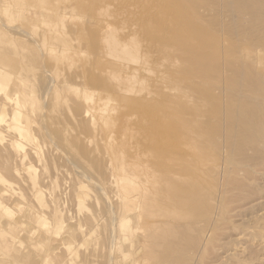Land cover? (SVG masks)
Wrapping results in <instances>:
<instances>
[{
	"label": "rangeland",
	"instance_id": "1",
	"mask_svg": "<svg viewBox=\"0 0 264 264\" xmlns=\"http://www.w3.org/2000/svg\"><path fill=\"white\" fill-rule=\"evenodd\" d=\"M227 1L0 0V61H2L0 64L4 66L5 72L8 73V77L1 79L0 101L5 98V94L12 98L17 96L16 100L19 102V106H16V108L18 107L19 110L23 111L31 131L28 136L29 141L24 139L21 140V143L28 151L29 143L35 136L36 149L39 153L38 158L31 155L32 157L29 156L26 162L31 161L30 163L34 166L35 171L33 170V173L35 177L33 178L36 188L43 191L41 195L42 202L39 204L32 198L29 182L22 181L24 176L28 177V173L22 170V166H18L20 168L18 172L21 171L19 173L22 176L19 174L14 178L9 175V172L5 174L6 167L14 170L13 168H16L19 164L16 162L15 165V161H11V157L15 156V153L13 154L10 151L9 154L7 152L12 149L6 146L9 138L7 135H12L10 132L5 133L3 121L0 123V156L4 154V158L0 157V173L9 181L12 179L10 182H13L11 184L12 188L6 191L5 198L7 200L4 199V195V201H2L4 205L13 211V221L0 211V264H85L86 262V264H123L124 261L121 258H124L116 248L117 243L123 244L122 248L132 256L133 264H151V261H147V251H151L148 248H150V243L153 242L152 233L149 231L152 227L151 219L147 218L137 206L136 214L139 210L140 212L138 218L135 219L136 221L132 219L126 225H120L118 216L122 212H120V207L117 204L123 195L120 197L119 193L117 194L116 185L109 183L112 180L109 167L112 168L115 174L117 173L114 179L117 180L118 185L122 181L124 182L123 176L132 182L131 169H133V165H138L139 168L141 167L140 170L143 169V171L151 170L158 183L164 177L166 178V175L169 176L167 180L173 177L171 184L174 189L177 186L175 199L178 205L173 210L175 212L179 211L180 221L178 219L177 221L174 220L175 222L171 221L173 227L175 226L174 228L177 230L173 228L174 233L169 237L171 242H175L173 243L175 245L170 241H167L168 244L165 242V245H162L168 246L170 244V248L173 246L178 247V249H174L177 250L175 254L180 257L184 252L185 254L189 253L188 257H192L190 255L194 254L193 252L196 254V252L201 251L205 264H264V163L261 162L264 158L262 157L264 156L263 143H261L262 146L260 145L261 141L259 144L257 143L260 139L259 136H257L259 139L253 137L257 139V142L254 139L255 143L251 140L255 148L256 145L258 147L255 150L249 142L250 138H247L248 135L246 139L249 141L242 139L246 135L244 137H232L233 141H231V138L227 140L225 139L227 138L226 133H221L222 136L214 133L218 125L222 124L219 127L225 128V124L223 126V122L219 124L216 120H214L215 123L212 120L215 119L212 111L215 112L217 104L220 111L223 109L221 111L223 112L225 110V106H223L225 102L223 101H228V97L224 96L226 92H223V95L218 89L213 91V81L217 78L222 81L224 77L226 80L230 75L235 83L240 80L236 84L239 88H243L250 76V71L248 72L250 69L246 60L240 61L242 63L230 60L227 67L225 62L229 58L226 56L224 58L228 59L222 60L225 55H218L224 53L225 50L232 51L235 49L237 51L238 44L236 46V41L239 39V35L237 40L235 39L236 35L233 37V42L236 40L235 44H232V41L229 40L231 48H228L229 44L226 43V46L225 43L224 45L221 43V46L223 45L225 48L220 47L222 49L217 50L222 51V53L213 54L212 52V50L217 52L213 43H215L216 36L219 35L216 31L219 29V25L218 28L215 26L218 24L216 12L220 11ZM225 18L223 16L222 22H225L226 27H228L229 22L233 24L234 20L229 21L226 18V21ZM215 32H217V35ZM109 34L111 38L117 37L118 40H121L120 42L128 44L129 48L137 45L138 56L141 57L140 64L126 61L119 63L122 61L109 57L103 43L104 36L105 38L107 35L110 37ZM225 36L229 39L231 35ZM239 40L237 41L240 45L238 46L239 49L243 47L246 49L247 46L243 42L241 44ZM202 43L206 45H203V48L200 47ZM101 44H103L102 47ZM239 49L238 51H240ZM197 52L200 56L202 54V58L199 57ZM209 53L213 54L212 59ZM217 55L219 56L217 57L218 63L215 60L216 64H213L215 63L213 57L216 58ZM200 60L203 61L200 62ZM234 63L240 65V67H242V64L248 70L244 67L240 69ZM122 64H127L128 67L123 68ZM237 66L238 68H236ZM219 67L221 71L218 75ZM224 67L225 70L229 68L234 71L231 70L232 73H229L228 69L224 70ZM133 69L136 70L134 75L137 82L133 84L132 89L130 88L132 92H126L127 94L115 92L113 87L118 82L116 78L110 75L126 76L128 75L127 72L132 73ZM262 69L264 67H261L259 71ZM245 76H247L246 79ZM3 83H6L7 86H4ZM58 84L59 88L57 87ZM92 85H94L93 88ZM120 85L122 89L125 88V84L120 83ZM117 86L119 87V85ZM217 90L221 92L220 95L219 92H216ZM86 93L89 94L90 98L83 100ZM96 93H102L104 96L102 104L97 105L95 103L94 95ZM198 96L201 98H198ZM217 96L218 98H216ZM220 96L227 99L220 98ZM217 99H219V102ZM183 100L187 101L184 102ZM199 100L201 101L199 102ZM220 100L224 103L223 105ZM24 102L25 105L21 106ZM8 106L10 104L5 106L6 114H10L11 109L15 107L14 104H11L12 107L10 106V108ZM32 107L35 109L33 111L39 112L37 113L40 114L41 119L36 112L31 113ZM100 109H102V112ZM182 109L183 111H181ZM28 114L32 115L28 116ZM33 116L34 118L36 116L35 120ZM31 117L34 121L32 123ZM6 118H8V115H6ZM182 118L184 123H181L183 122ZM185 123L189 127H182L186 125ZM200 124H202V127ZM191 125L196 128L194 129V126ZM179 126L180 128H178ZM199 126L200 129H203L200 130ZM39 127L42 128L43 132L40 131ZM180 129L185 132V136ZM191 129H193L192 132H189L188 130L191 131ZM196 129H199V135H194V130L197 133ZM223 130L225 132V129ZM44 132L46 135L50 133V136H52L45 139L47 136ZM211 134L215 135L212 137ZM40 135L43 136V139ZM203 136L207 140L202 138ZM220 138L224 142H221L224 145L222 148H220V146H223L220 145ZM237 138H241V140ZM212 139L214 140L212 141ZM235 140H238L239 143ZM208 141H210V144ZM230 141H235L238 146L241 143V147L243 145L249 148L251 145L252 147L249 150L256 152H247L249 150H246V147L243 152H247V154L243 155L242 149H239L240 151L236 150L238 146L234 142L235 144H233L236 147L234 148ZM216 142L219 147L216 146ZM229 142L231 143L230 146ZM245 142H249V144L246 145ZM214 144L218 152L215 151ZM260 148L262 151L259 150ZM226 150L230 153H226ZM257 150L260 151V154L262 152V158H259L260 154ZM195 151L200 153L196 152L198 153L196 155ZM214 151L215 153H213ZM201 152H204V156L209 155L210 158L216 159L211 161L208 157V162L206 160L207 156L202 158ZM222 153L224 156L226 155V159L225 157L222 159ZM228 154H231L229 155L231 157H237L228 158ZM248 154L251 155L248 156ZM6 155L11 157L6 159ZM245 155H247V160L244 157ZM238 156H243L245 160L242 159L243 157ZM237 158H239V161H237ZM254 159L258 163H255ZM225 160L227 163H225ZM10 161L12 163H8ZM32 161H34V164ZM251 163L255 164L251 165ZM259 163L260 166L258 167ZM10 164L13 165L10 167ZM242 164L244 167L246 166V170L254 173L245 171L240 166ZM1 165H4V170ZM214 165L216 167L219 165V167L216 168ZM253 165L255 166L253 167ZM115 166H118L119 169L116 170ZM213 167L218 172H212ZM234 167H237V169L241 167V169L237 170L235 168L234 170ZM207 169L212 173L209 171L208 173ZM254 169L257 171H254ZM204 171L207 173L205 174ZM23 174L25 175L23 176ZM117 176L120 178H116ZM17 177H20L21 180L19 178L18 180ZM191 178H195V181H192L194 184H191ZM199 178L201 180L203 178L204 183L201 180H196ZM238 179L239 184L245 182V186L244 183L242 184L244 188L242 185H240L242 188H237L239 186L236 182ZM228 180L236 182L235 184L238 185H236L237 190L233 187L235 186L233 181H231L233 183L231 187V183L227 184ZM83 185H87L84 188L86 193L79 205L74 195L82 189ZM6 188L8 187L6 186ZM186 188H189V190H186ZM0 189L2 188L0 187ZM203 190L210 197L205 195ZM152 191L154 192V190ZM190 193L192 194L190 195ZM199 196H201V199ZM203 196L205 199H203ZM53 197L57 201V206H62L61 208L58 207L60 210L57 213L58 217L63 222L66 221L63 231L58 234L54 232L55 230L50 229L53 227L51 223L54 222V219L50 216L53 209V203L51 202ZM8 198L10 199L8 200ZM223 199L226 200L223 203H228L227 205H222L221 200ZM155 201L159 203L162 201V204H159L162 207L166 203L161 198ZM223 206H226V208ZM222 210L223 213H220ZM35 213L39 216L44 215L49 223L47 227L50 228L45 229L38 224L34 217ZM133 214L135 215V213ZM192 216L196 217V220L197 218L198 220L201 219L200 222L197 220L198 223L193 225L194 227L190 223L193 228L204 226L201 221L205 220V224L213 221L215 231L212 232L213 236L206 229L204 233H198L199 236L202 235L199 238L196 237L201 238L200 240L197 241L193 234L196 243L194 239H191V241L190 238L195 229L187 224L191 222L188 217L193 219ZM182 218L185 219L181 221ZM208 218L211 221H208ZM70 223L77 224V229L70 231L72 233L69 232ZM182 226L185 228L184 233L186 230L185 235L183 232L181 233ZM216 227L219 230L216 231ZM3 228L7 231V234H1ZM30 228H34L36 231L33 232V229L28 232ZM92 230L93 232L87 234ZM176 231L183 236H179L180 234H177ZM187 233H191V235L189 236ZM110 234L113 236L112 239ZM216 234L218 237L215 236ZM6 236L18 237L23 240V248L21 247L19 250L11 249L12 247L9 244L12 239L7 240L5 239ZM208 236L214 241L209 240ZM207 237V242L210 243L206 242ZM181 238L185 239L182 240ZM53 240L58 241L60 244L54 252ZM181 240L183 242L188 240L190 243L187 244L188 241L183 243L185 251L181 247ZM50 241L52 242L51 245ZM204 242L207 245L209 244V247ZM114 243H116V246H114ZM65 244L70 245V247L63 246ZM6 245H9V247ZM162 245L160 249L151 248L153 252L157 249L162 253L164 248ZM189 245L194 247L192 249L195 250L190 249ZM198 246H201L202 249L199 248L198 250ZM179 248L181 252H178ZM204 248L206 250L203 251ZM187 250L192 251L187 252ZM158 251L155 252L159 257ZM62 255L65 257H62ZM205 258L210 259V261ZM214 258H216V261L213 260ZM71 260L72 262H70Z\"/></svg>",
	"mask_w": 264,
	"mask_h": 264
},
{
	"label": "bare ground",
	"instance_id": "2",
	"mask_svg": "<svg viewBox=\"0 0 264 264\" xmlns=\"http://www.w3.org/2000/svg\"><path fill=\"white\" fill-rule=\"evenodd\" d=\"M221 1V0H220ZM219 6V5H218ZM220 8V7H219ZM216 15H218V17L216 16V20H218V24L217 25H215L216 27L219 25V29L218 30H216L217 32H215V34L217 33V34H219L218 36H216V39H215V43H213L214 44V48H215V50H217V49H219L220 47H223V45H224V43H225V45L227 46V44H229V42L230 41H232V44L234 43L235 44V41L238 39L237 38V36L239 35V41H241L240 43L242 44V42H243V44L244 45H246L247 47H246V49H245V47H243V48H241L242 47V45H241V49H239V47L238 46H240L239 45V43H237V41H236V46H237V44H238V48L236 47V49H237V51L235 50V49H233V50H235V51H229V50H225L224 51V53H222V51H219V50H217V52L216 51H214V50H212V52H213V54H218V52L219 53H222V54H218V55H225V56H223V59L222 60H227L228 58V61L227 62H225L226 63V66L228 67L229 66V64H230V60L231 61H233V62H240V61H242L243 59L244 60H246L247 61V64L249 65V69L250 70H248L247 68H246V66L244 67L242 64H241V66L242 67H240V65H238V64H236V63H234V65L236 64V65H238L239 67H240V69L241 68H245V69H247L248 70V72L250 71V76H249V78H248V80L246 81L247 83L244 85V87L242 88H239L238 87V84H236L238 81H240V80H238L236 83L232 80V78H230V75H229V77H227L226 78V80H225V77H224V79L222 78V76H221V78H222V81L219 79V78H217V79H215L213 82H214V88H213V91L215 90V89H218L219 91H221L222 93L223 92H226V95H228V96H226V95H224V93H223V95L225 96V97H228V101L226 102V101H223V102H225V105H223L224 103H222V101H221V103H222V105L223 106H225V110L223 111V112H221L223 109H221V111H220V107L218 106V104H217V109L215 110V112L213 113V111H212V114H213V116H214V118L215 119H212L213 121L214 120H216L219 124L221 123V122H223V126H224V124H225V128L224 127H222L223 129H225V132H224V130L221 128V127H219L220 125L222 126V124H220V125H218V127L216 128V132H214V133H216L217 135H219V136H222V135H220L221 133H226V137L227 138H225V139H227V140H230V138H231V141H233V138L236 136H239V137H244L245 135V137L244 138H242V139H244V141H249L248 139H246V137H247V135H248V137L247 138H250V144H252L254 147L253 148H255V145H254V143H255V140H256V142H257V139H259L258 140V144H259V142H260V145H261V143H263V146H264V69H262L261 71H259L260 69H261V67H264V0H228L227 1V3H226V5L220 10V11H218V12H216ZM223 16H224V18L226 17L229 21H231V20H234L233 21V24L232 23H230L229 22V25H228V27H226L225 26V22L223 23L222 21H223ZM213 17V16H212ZM226 18H225V20H226ZM214 20H215V18H214ZM227 21V20H226ZM205 23V22H204ZM220 23H221V25H220ZM224 24V26H223V24ZM228 24V23H227ZM230 24H232V25H230ZM218 28V27H217ZM211 29V28H210ZM214 31V30H213ZM223 32H225V33H227V34H225L224 33V35H223ZM204 33V32H203ZM220 34H222L221 35V37H222V39H221V37L219 38V36H220ZM228 34H230L231 36H229L230 38L228 39V38H225L226 36L225 35H228ZM110 35V34H109ZM236 35V36H235ZM236 37L235 39L236 40H234V42H233V37ZM117 38V37H116ZM116 38H111V35H110V37L107 35V37L105 38V36H104V39H103V43L105 44V49H107V55L109 56V57H113V58H117V59H119V61H122V62H119V63H123V61H126V62H133V63H139L140 64V60H141V57H139L138 56V49H137V45L135 46H132V45H130V46H132V47H128V44H126V43H122V42H120L121 40H118V38L116 39ZM207 40V39H206ZM228 42H227V41ZM230 40V41H229ZM223 41V42H222ZM226 41V42H225ZM204 43V42H203ZM201 44V46L200 47H202L203 48V45L204 46H206L205 44ZM221 43H223V45L221 46ZM227 43V44H226ZM102 45L103 44H101V47H102ZM209 45V44H208ZM230 45L231 44H229V46H228V48L230 47ZM233 46V45H232ZM135 47V48H134ZM211 47H212V45H211ZM131 48H134V49H131ZM206 48V47H205ZM223 48H225V46L223 47ZM231 48V47H230ZM103 49V48H102ZM220 49H222V48H220ZM238 49L240 50V51H238ZM198 50V49H197ZM205 50V49H204ZM199 52V51H198ZM197 52V54L199 55V57H201L202 58V54H201V56H200V54ZM202 52V51H201ZM211 52V53H212ZM211 53H209V54H211ZM105 54V53H104ZM213 54H211V59H212V55ZM204 55V54H203ZM216 56V58H214L213 57V61L215 62V60H216V62L218 63V58L217 57H219V56ZM207 56V55H206ZM210 56V55H209ZM220 56V58H222ZM228 57V58H224V57ZM197 57V56H196ZM199 57H197V58H199ZM220 58H219V60H220ZM204 59V58H203ZM243 60V61H244ZM203 60H200V62H202ZM246 61H245V63H246ZM0 62H2V61H0ZM216 62L215 63H213V64H216ZM221 63V62H220ZM240 63H242V62H240ZM224 64V63H223ZM223 64H222V68H223ZM127 65V64H126ZM125 64H122V67L123 68H127L128 66H126ZM225 65V64H224ZM235 65V66H236ZM246 65V64H245ZM234 66V67H235ZM238 66L236 67V68H238ZM121 67V68H122ZM220 67H221V65H220ZM218 68V69H220V70H218V75H219V71H221V68ZM5 68H4V66H2L1 64H0V83H2L1 82V79L2 78H6V77H8V73L7 72H5V70H4ZM228 69V70H227ZM226 70L229 72V73H232V71L231 70H233V69H229V68H227ZM122 70V69H121ZM134 70V71H133ZM132 71V73H130V72H127V74L128 75H126V76H122V77H118L117 75H115V74H109L111 77H113V78H116V81L118 82V83H116V85H115V83H114V85H115V87H113V88H115V89H113L115 92H119V93H129L130 91H131V87H133V84L134 83H136L137 82V79H136V77H135V75H134V72L136 71L135 69H133ZM224 70H225V67H224ZM225 70V71H226ZM244 70V69H243ZM242 70V71H243ZM246 70V71H247ZM234 71V70H233ZM224 72V71H223ZM223 72H221L222 74H223ZM236 72V71H235ZM247 72V73H248ZM221 73H220V75H221ZM227 72H225V74H226ZM90 74V73H89ZM237 74H239V73H237ZM224 75V74H223ZM234 75V74H233ZM226 76H228L227 74H226ZM244 76V75H243ZM109 77V76H108ZM110 77V78H111ZM236 77H238L237 75H236ZM246 77L247 76H245L244 78L246 79ZM109 78V79H110ZM100 79V78H99ZM240 79V78H239ZM19 80H20V78H19ZM93 82V81H92ZM212 82V83H213ZM61 83V82H60ZM59 83V84H60ZM120 83H122V84H125V88L124 89H122L121 88V85H120ZM212 83H211V85H212ZM241 83H243V82H241ZM4 84V83H3ZM59 84L57 85V87L59 88ZM103 84V83H102ZM175 84H176V82H175ZM179 84V83H178ZM199 84H201V83H199ZM107 85V84H106ZM117 85H119V87L117 86ZM180 85V84H179ZM4 86H7V84L5 83L4 84ZM94 87V85H92V88ZM100 87H101V85H100ZM71 88V87H70ZM90 88V87H89ZM131 88V89H130ZM108 89V88H107ZM106 89V90H107ZM216 91L217 93L219 92V91ZM103 91V90H102ZM108 91V90H107ZM112 91V90H111ZM132 92V91H131ZM182 92V91H181ZM190 92V91H189ZM221 92H219V95H220V93ZM126 93V94H127ZM186 93H188V92H186ZM189 94V93H188ZM191 94V93H190ZM179 95V94H178ZM182 95H184V94H182ZM181 95V96H182ZM192 95V94H191ZM193 95H195V94H193ZM92 96V95H91ZM242 96V97H241ZM192 97V96H191ZM196 97H197V95H196ZM239 97V98H238ZM240 97H241V99H240ZM16 98H17V96L15 97H10L8 94H5V98H3L2 99V101H0V123H2L3 121H4V131H6L5 133H9L10 132V134L12 135V136H8L7 135V137H9L8 138V142H6V146H8V147H11L12 149H10V150H8L7 152L10 154V151L14 154L15 153V156H13V157H11L12 158V160L11 161H15L14 163H15V165H16V162L19 164V165H17V167L16 168H18V166L19 167H21L22 166V170L23 171H25L26 173H28L27 174V176L28 177H26V176H24L25 174H23V178H22V181L24 180V182L25 181H27V182H29L28 184H29V186L31 185V193H32V198L34 199V201L35 202H38L39 204L42 202L41 201V195H42V189L41 190H39V189H37L36 188V183H35V181H34V178L33 177H35V174L33 173L35 170H34V166L30 163V162H26V159L27 158H29V156H31V155H33L34 156V158H38V150L36 149V144H35V142H36V138H35V136H34V139L32 140V141H30V143H29V148H28V151H26V148H24V145L21 143V140H24V139H27L28 141H29V139H28V136H29V134H31V131H30V126H29V123H27L26 122V119H25V117H24V114H23V111H21V110H19L18 109V107L16 108V106H19V102H17V100H16ZM90 97H89V94H84V97H83V100H87V99H89ZM93 98V97H92ZM187 98V97H186ZM198 98H201L200 96H198ZM216 98H218V96L216 97ZM220 98H223V96H220ZM219 98V99H220ZM94 99H95V103L97 104V105H99L100 103L102 104V101L104 100V96L102 95V93H96L95 95H94ZM93 99V100H94ZM182 99V98H181ZM185 99V98H184ZM194 99V98H193ZM219 99H217L218 100V102H219ZM223 99H225V98H223ZM222 99V100H223ZM225 99V100H226ZM197 100V99H196ZM216 100V101H217ZM237 100V101H236ZM180 101H182V100H180ZM184 101V100H183ZM185 101H187V100H185ZM184 101V102H185ZM198 101V100H197ZM201 100H199V102H200ZM193 102V101H192ZM191 102V103H192ZM181 103V102H180ZM187 103V102H186ZM190 103V104H191ZM8 104H10V106H11V104H14L15 105V107L14 108H12L11 109V112H10V114L8 113V114H6V108H5V106L6 105H8ZM183 104V103H182ZM25 105V102L23 103V105H21V106H24ZM172 106H173V104H171ZM197 105H202V104H197ZM222 105H220V106H222ZM10 106H8L9 108H10ZM193 106V105H192ZM12 107V106H11ZM175 107V106H174ZM185 107H187V106H185ZM206 107V106H205ZM204 107V108H205ZM218 107H219V109H218ZM202 108V107H201ZM223 108V107H222ZM37 109L40 111V109L37 107ZM36 109V110H37ZM33 110H35L34 109V107H32V110H30L31 111V113L32 112H36V111H33ZM101 110V112H102V109H100ZM176 110V109H175ZM174 110V111H175ZM201 110H203V109H201ZM181 111H183V109L181 110ZM180 111V112H181ZM38 112V111H37ZM36 112V113H37ZM100 112V114H102ZM173 112V111H172ZM39 113V112H38ZM37 113V115H38V117H40V119H41V116H39L40 114H38ZM41 113V112H40ZM45 113V112H44ZM177 113V112H176ZM168 114V113H167ZM6 115H8V118H6ZM29 115H32V114H28V116ZM34 115H36L35 113H34ZM42 115V114H41ZM200 115V114H199ZM196 116H198V115H196ZM201 116V115H200ZM185 117V116H184ZM195 117V116H194ZM32 118V117H31ZM33 118H34V116H33ZM33 118H32V121H31V123L32 122H34L33 121ZM35 118H36V116H35ZM35 118H34V120H35ZM196 118V117H195ZM212 118V117H211ZM188 119V118H187ZM31 120V119H30ZM189 120V119H188ZM192 120V119H191ZM194 120V119H193ZM179 121H180V119H179ZM182 121L183 122H181V123H184V119L182 118ZM40 122V121H39ZM55 122V121H54ZM187 122V121H186ZM181 123H179V124H181ZM196 123H198V122H196ZM213 123V122H212ZM214 123H215V121H214ZM186 125L185 126H182V127H186V126H188L187 125V123H185ZM191 124H192V122H191ZM41 125V124H40ZM171 125V124H170ZM184 125V124H183ZM216 125V126H217ZM32 126V125H31ZM174 126V125H173ZM192 127L194 126V125H191ZM197 126V125H196ZM200 126L202 127V124H200ZM200 126H199V129H200ZM204 126V125H203ZM214 126V125H213ZM35 127V126H34ZM42 127V126H41ZM41 127H39L41 130V132H43L42 131V128ZM49 127V126H48ZM171 127V126H170ZM189 127V126H188ZM187 127V128H188ZM191 127V128H192ZM198 127V126H197ZM61 128V127H60ZM175 128V127H174ZM178 128H180V126L178 127ZM184 128H181V129H184ZM186 128V129H187ZM196 127L194 126V129H195ZM49 129H51V128H49ZM171 129V128H170ZM181 129H180V131H181ZM185 129V130H186ZM189 129V128H188ZM199 129H196L197 130V133H195L196 131L194 130V135H199V133H198V131H199ZM203 129V128H202ZM202 129H200V130H202ZM31 130H33L32 128H31ZM43 130H44V128H43ZM46 130V129H45ZM63 130V129H62ZM179 130V129H178ZM192 130L193 129H191V131L190 130H188L189 132H192ZM35 131V130H34ZM37 131V130H36ZM48 131V130H47ZM47 131H46V133H47ZM64 131V130H63ZM62 131V132H63ZM174 131V130H173ZM172 131V132H173ZM179 131V132H180ZM2 132H3V130H2ZM12 132V133H11ZM181 132H184V131H181ZM212 132V131H211ZM4 133V132H3ZM45 133V132H44ZM46 133H45V135H46ZM59 133V132H58ZM186 133H188V132H186ZM33 134H34V132H33ZM39 134H41V133H39ZM38 134V135H39ZM49 135H46L47 136V138H45V139H48L49 138V136H50V133H48ZM52 134V133H51ZM184 134V136H185V132L183 133ZM193 134V133H192ZM201 134V133H200ZM42 135V134H41ZM40 135V136H41ZM187 135V134H186ZM201 135H203V134H201ZM201 135H200V137H201ZM212 135V137L215 135V134H211ZM52 136V135H51ZM50 136V137H51ZM257 136H259V138L257 137ZM37 137V136H36ZM45 137V136H44ZM199 137V138H200ZM211 137V136H210ZM233 137V138H232ZM253 137H256L257 139H255V138H253ZM60 138V137H59ZM173 138V137H172ZM202 138H205V136H203ZM223 138V137H222ZM222 138H220L221 140H220V145H223V141H222ZM252 138V139H251ZM41 139H43V136H41ZM57 139V138H56ZM206 139V138H205ZM215 139H217L216 137H215ZM237 139H240L241 140V138H237ZM255 139V140H254ZM207 140V139H206ZM209 140V139H208ZM214 139H212V141H213ZM251 140L254 142H251ZM45 141V140H44ZM216 141V140H215ZM225 141V140H224ZM230 141V142H231ZM236 141V140H235ZM234 141V142H235ZM209 142V144H210V141H208ZM221 142H223L222 144H221ZM228 143L229 144V146H230V144L231 145H233L234 146V148H236L235 147V143L236 142H238L239 143V141L237 140L235 143L234 142H231V143ZM249 142H245L246 143V145H248L249 144ZM218 143H219V140H218ZM226 143V142H225ZM234 143V144H233ZM244 143V142H243ZM248 143V144H247ZM256 143V144H257ZM4 144V143H3ZM212 144V146H213V142L211 143ZM216 144H217V142H216ZM206 145V144H205ZM208 145V144H207ZM38 146V145H37ZM214 146H215V144H214ZM217 147H219V144H217L216 145ZM215 146V147H216ZM227 146V145H226ZM229 146H227L228 148H229ZM236 146H238L237 145V143H236ZM239 146H240V148H239ZM239 146L237 147L238 149H236V150H239V149H242V153H243V155L244 154H247V152H256V151H254L253 149V151H251V149L249 150V148H251L252 146L250 145V147L248 148L247 146H243L242 145V147H241V143L239 144ZM262 146V145H261ZM2 147H5V146H2ZM209 147V146H208ZM211 147V146H210ZM214 147V148H215ZM217 147H216V149H215V151H217L218 152V149H217ZM222 147H224V145L223 146H220V148H222ZM232 147V146H231ZM247 147V148H246ZM199 148V147H198ZM207 148V147H206ZM245 148H246V150L248 149L249 151H247V152H243V149L245 150ZM256 148H258L257 147V145H256ZM256 148H255V150H256ZM3 149V148H2ZM8 149V148H7ZM209 149V148H208ZM226 149V148H225ZM263 149V148H262ZM3 150H5L6 151V149H3ZM2 150V151H3ZM198 150V149H197ZM201 150V149H200ZM211 150H214V149H211ZM260 151H262L261 150V148L259 149ZM259 150H257L258 151V153L260 152ZM215 151L213 152V153H215ZM219 151H220V149H219ZM222 151V150H221ZM227 151V150H226ZM231 151H232V148H231ZM240 151V150H239ZM196 152H198V151H195V153ZM206 152V151H205ZM230 153V151H227L226 153ZM7 153V154H8ZM198 153H200V152H198ZM198 153H196V155L198 154ZM204 153V152H203ZM202 152H201V156H202V158H204V157H206L207 155H205L204 156V154H203ZM207 153V152H206ZM225 153V152H224ZM225 153V154H226ZM238 153V152H237ZM237 153H236V155H237ZM223 154V153H222ZM232 154V153H231ZM231 154H228V156L229 155H231ZM241 154V153H240ZM239 154V155H240ZM257 154V153H256ZM256 154H255V156H256ZM260 154V153H259ZM264 154V153H263ZM200 155V154H199ZM235 155V154H234ZM251 155V154H250ZM249 154H248V156H250ZM254 155V154H253ZM258 155V154H257ZM261 155H262V152H261V154L259 155L260 157L259 158H262V157H264V156H262L261 157ZM2 156V155H1ZM0 156V157H1ZM3 156H4V154H3ZM2 156V157H3ZM9 156V155H8ZM28 156V157H27ZM111 156V155H110ZM217 156H219V155H217ZM221 156V155H220ZM246 156L247 155H245L244 157L246 158ZM5 157H7V155L5 156ZM10 157H7L6 159H8V158H10ZM32 157V156H31ZM30 157V158H31ZM43 157V156H42ZM210 158V156L208 155L207 157H206V160L209 162V160H211V161H213V160H215L216 158H214V159H212V157L208 160L207 158ZM224 157H225V159H226V155L224 156V154H223V156H222V159H224ZM232 157H237V156H232ZM231 156H229L228 158H232ZM238 157H240V156H238ZM243 157V156H242ZM242 157H240V158H242ZM242 158L243 160H245V158ZM254 157V156H253ZM4 158V157H3ZM234 158V160H236ZM251 158H252V156H251ZM251 158H249V159H251ZM256 158H258V157H256ZM258 158V159H259ZM233 159V158H232ZM231 159V160H232ZM10 160V159H9ZM8 160V161H9ZM32 160V159H31ZM38 160V159H37ZM230 160V161H231ZM246 160H247V158H246ZM255 160V159H254ZM253 160V161H254ZM263 160H264V158H263ZM261 161V162H263L264 163V161ZM8 162V163H12V162ZM40 161V160H39ZM230 161H228L229 163H230ZM237 161H239V158H237ZM242 161V160H241ZM250 161V160H249ZM248 161V162H249ZM252 161V162H253ZM1 162H2V159H1ZM33 162V164H34V161H32ZM36 162V161H35ZM219 162H221V161H219ZM224 162V161H223ZM232 163H233V161H231ZM247 162V163H248ZM260 162V163H261ZM225 163H227L226 162V160H225ZM224 163V164H225ZM237 163V162H236ZM235 163V164H236ZM243 163V162H242ZM255 163H258V161H256L255 160ZM255 163H251V165L252 164H255ZM260 163L258 164V167L260 166ZM262 163V164H263ZM2 164V163H1ZM221 164V163H220ZM244 164V163H243ZM243 164L242 165H240V166H242V168H246V166L244 167L243 166ZM249 165H250V162L248 163ZM261 164V165H262ZM11 165H13V164H10V167H11ZM79 165V164H78ZM226 165H228V164H226ZM245 165H247V164H245ZM264 165V164H263ZM262 165V166H263ZM215 166V165H214ZM231 166V165H230ZM238 166V165H237ZM255 165H253V167H254ZM85 167V166H84ZM87 167V166H86ZM112 167V166H111ZM216 167V166H215ZM218 167H219V165H218ZM218 167H216V168H218ZM248 167H250V166H248ZM252 167V166H251ZM252 167V168H253ZM1 168L4 170V165L2 166L1 165ZM15 167L13 168L14 170H12V169H8L7 167H6V169H5V174L7 173L8 174V172L10 173L9 175H11L12 177H14V176H19V174L21 173V171H19L18 172V170L20 169V168H18V169H16ZM89 168V167H88ZM108 168V167H107ZM214 168V167H213ZM213 168H212V172H214V171H216V169L214 168V170H213ZM235 168L237 169V167H234V170H235ZM264 168V167H263ZM67 169V168H66ZM79 169V168H78ZM109 169H111L110 170V177L112 178V180L109 182V183H112V184H114V185H116V187H117V194L121 197V195H123L121 198H120V200H119V202H118V207H120V212H122V214H120L118 217H119V222H120V225H126L130 220H132V219H137L138 218V214H139V212H140V210L139 209H141V211H142V213L143 214H145L146 216H147V218L149 217V219H151V224H152V227H151V229L149 230V231H151V236H152V239H153V242H151L150 243V248H148V249H151V251H147V250H145V251H147V257H148V262H150L151 261V264H205V261H204V258H203V255H202V253H201V251L199 252H196V254H195V252H193L194 254H191L190 256H192V257H188L189 256V253H187V254H185V252H184V254H182V256L180 257V256H177L175 253H177V250H175L174 248H177L178 249V247H171L170 248V244L168 245V246H164L165 245V242L168 244V242L167 241H170L171 242V239H169V237L171 236V234L172 233H174V227H173V225H172V222L171 221H177V219L179 220V217H180V214L178 213L179 211H176L175 212V210H173V208L176 206V205H178V202L176 201V193H175V189L177 188V186H176V188L174 189V187L172 186V184H171V180L172 179H174L173 177H172V179H170V180H167L168 178L167 177H169L168 175H166V178L164 177L162 180H160V182L158 183L156 180H155V175L152 173V171L151 170H147V171H143V169L142 170H140L141 169V167L139 168L138 167V165H133V169H131L132 170V173H131V175H132V179H133V181L132 182H130V180L129 179H127L125 176H123V180H124V182L122 181L121 182V184H119L118 185V183L116 182L117 180H115L114 179V177L116 176V174H115V172L114 171H112V168H110L109 167ZM114 169V168H113ZM115 169L117 170V169H119V167L118 166H115ZM239 170L241 169V167H239L238 168ZM237 169V170H238ZM250 169V168H249ZM10 170V171H9ZM34 170V171H33ZM74 170V169H73ZM121 170V169H120ZM233 170V171H234ZM252 171H253V169H251ZM250 170V171H251ZM2 171V170H1ZM81 171V170H80ZM109 171V170H108ZM119 171V170H118ZM134 171H137L136 173L134 172ZM207 172L209 171V169H207L206 170ZM206 171H204V173L206 174L207 172ZM222 171V170H221ZM227 171V170H226ZM225 171V172H226ZM230 172H231V170H229ZM245 171H248L249 172V170H246L245 169ZM244 171V172H245ZM254 171H257V170H255L254 169ZM117 172V171H116ZM210 172V171H209ZM208 172V173H209ZM212 172H210V173H212ZM216 172H218V170L216 171ZM225 172H221V173H225ZM70 173V172H69ZM80 173V172H79ZM202 175L204 174V173H202V172H200ZM243 173V172H242ZM249 173H254V172H249ZM72 174V173H71ZM81 174V173H80ZM91 174V173H90ZM115 174V175H114ZM200 174V175H201ZM204 174V175H205ZM217 174V173H216ZM219 174V173H218ZM21 175V174H20ZM46 175V174H45ZM108 175V174H107ZM243 175V174H242ZM241 175V176H242ZM246 175H247V173H246ZM250 175V174H249ZM254 175V174H253ZM22 176V175H21ZM194 176V175H193ZM192 176V177H193ZM251 176V175H250ZM47 177V176H46ZM87 177V176H86ZM92 177V176H91ZM102 177V176H101ZM203 177V176H202ZM205 177V176H204ZM243 177V176H242ZM9 178V177H8ZM11 178V177H10ZM15 178V177H14ZM20 179V177H17V179ZM109 178V177H108ZM116 178H118V176L116 177ZM120 178V177H119ZM118 178V179H119ZM198 178V177H197ZM16 179V180H17ZM18 179V180H19ZM42 179V178H41ZM50 179V178H49ZM84 179V178H83ZM106 179V178H105ZM114 179V180H113ZM195 179V178H194ZM194 179H192L191 178V182L192 181H195ZM12 179H10V181H11ZM21 180V179H20ZM45 180V179H44ZM52 180V179H51ZM120 180H122V179H120ZM158 180V179H157ZM196 180H201L200 178L199 179H196ZM234 180H236V179H234ZM6 177H4V175H2L1 173H0V187L2 188V189H0V211H1V213L2 214H6L9 218H10V220H12L13 221V211L9 208V207H7L6 205H4V203H3V196H4V199H6L5 197H6V191H9L8 189H11L12 187H11V184H12V182H10ZM85 181V180H84ZM109 181V180H108ZM204 180H203V178H202V180H201V182L202 183H204L203 182ZM229 182H227V184L229 185V183H231V185H230V187L232 186V184L234 183V181L233 180H231V181H233V183L230 181V180H228ZM26 182V183H27ZM197 182V181H196ZM199 182V181H198ZM201 182H199V183H201ZM236 182H238V184L240 183L239 182V179H238V181H236ZM235 182V183H236ZM234 183V184H235ZM244 183V184H243ZM242 184L245 186V182H243ZM73 184V183H72ZM191 184H194L193 182L191 183ZM242 184H239V186L237 185V184H235V186H233V187H235V189H236V185L238 186L237 188H239V187H241L240 185H242ZM199 185V184H198ZM242 185V187L244 188V186ZM6 186L8 187V188H6ZM87 186V185H86ZM86 186L85 185H83L82 186V189L79 191H77L76 193H75V199H76V201H77V203L80 205L81 204V202H82V199H83V197H84V194L86 193V191L84 190V188H86ZM195 186V185H194ZM19 187V186H18ZM196 187H197V185H196ZM199 187H201V186H199ZM229 187V188H230ZM241 187V188H242ZM30 188V187H29ZM79 188V187H78ZM181 188V187H180ZM202 188V187H201ZM240 188V189H241ZM25 189V188H24ZM197 189V188H196ZM30 190V189H29ZM152 190H154V192L152 191ZM186 190H189V188H186ZM237 190V189H236ZM17 191V190H16ZM26 191H28L27 189H26ZM185 191V190H184ZM201 191V190H200ZM204 192V194L205 195H208L209 196V194H206L207 192L205 191V190H203ZM229 191V190H228ZM22 192V191H21ZM232 192H233V190H232ZM238 192V191H237ZM74 193V192H73ZM122 193V194H121ZM187 193V192H186ZM194 193V192H193ZM196 193V192H195ZM198 193H200V192H198ZM202 193V192H201ZM202 193V194H203ZM29 194V193H28ZM192 193H190V195H191ZM117 195V197H119ZM195 195H197V194H195ZM201 195V194H200ZM204 195V196H205ZM212 195V194H211ZM226 195V194H225ZM227 195H229V194H227ZM24 196V195H23ZM27 196V195H26ZM198 196V195H197ZM196 196V197H197ZM204 196H203V199H205L204 198ZM237 196V195H236ZM9 197V196H8ZM25 197V196H24ZM56 197V196H55ZM55 197H53V199L51 200V202L53 203V209L51 210V215L50 216H52V218L54 219V222L53 223H51V221H50V223H51V225L53 226V227H47L48 225L47 224H49L48 222H47V218L46 217H44V215H41V216H39V214H36L35 213V215H34V217L36 218L35 220H36V222L38 223V224H40L41 226H43L45 229H47V228H50L51 230L53 229V230H55L54 232L56 233V234H58V233H60L61 231H63V227H64V224H65V222H63V220L60 218V217H58V215H57V213H58V211L60 212V210L58 209V207L59 208H61L62 206H57V201H56V199H55ZM190 197V196H189ZM210 197V196H209ZM230 197V196H229ZM58 198V197H57ZM161 198V200H163L164 202H166L165 204H163V207L161 206V205H159V204H162V201L159 203V202H157V201H155V200H157V199H160ZM199 198L201 199V196H199ZM208 198V197H207ZM213 198V197H212ZM228 198V197H227ZM240 198V197H239ZM239 198H238V200H239ZM10 198H8V200H9ZM26 199V198H25ZM243 199V198H242ZM3 200V201H2ZM7 200V199H6ZM228 200V199H227ZM224 201H226V200H221V202H222V205L224 204L223 202ZM9 202V201H8ZM51 202H50V205H51ZM201 202V201H200ZM28 203V202H27ZM32 203H34V202H32ZM30 204V203H29ZM43 204V203H42ZM205 204V203H204ZM226 204V203H225ZM224 204V205H225ZM228 204V203H227ZM226 204V205H227ZM36 205V204H35ZM58 205H59V202H58ZM40 206V205H39ZM52 206V205H51ZM138 206V210H139V212L136 214V207ZM196 206V205H195ZM49 207V206H48ZM80 207V206H79ZM117 207V208H118ZM162 207V208H161ZM180 207V206H179ZM204 207V206H203ZM223 207H225L226 208V206H223ZM228 207V206H227ZM31 208V207H30ZM36 208V207H35ZM70 208V207H69ZM50 209V208H49ZM119 209V208H118ZM117 209V210H118ZM201 209V208H200ZM223 209V208H222ZM24 210V209H23ZM29 211H30V209H28ZM62 210V209H61ZM171 210H173V211H171ZM202 210V209H201ZM119 211V210H118ZM180 211H181V209H180ZM225 211H226V209H225ZM174 212V213H173ZM196 212V211H195ZM201 212V211H200ZM200 212H199V214H200ZM31 213V212H30ZM29 213V214H30ZM45 213V212H44ZM44 213H42V214H44ZM133 213H135V215L133 214ZM220 213H223V210L220 212ZM193 214V213H192ZM197 214V213H196ZM15 215V214H14ZM134 215V216H133ZM140 215H142V214H140ZM20 216V215H19ZM29 216H31V215H29ZM49 217V216H48ZM144 217V216H143ZM193 217V216H192ZM196 217H193V219L191 218V217H188V219H190V221L191 222H188V226L189 227H191V228H193L194 226L193 225H196L198 222H197V220H198V218H197V220L195 219ZM201 218V217H200ZM199 218V219H200ZM5 219V218H4ZM185 218H182V220L181 221H183ZM8 220V219H7ZM48 220H50V219H48ZM52 220V219H51ZM72 220V219H71ZM187 220V219H186ZM201 220V219H200ZM200 220H198L199 222H200ZM211 221V219H209L208 218V221ZM2 221V220H1ZM12 221H10V222H12ZM136 221V220H135ZM174 221V222H175ZM180 221V220H179ZM67 222H69V221H67ZM185 222V221H184ZM186 222V223H187ZM203 222V225L204 226H200V227H196L195 226V228H193V229H195L194 231H195V233L196 234H202V233H204V231L207 229L208 230V232L210 233V234H212V232L214 231V225H213V221L210 223H208L207 222V224H205L206 223V221L204 220V221H201V223ZM216 222V221H215ZM15 223V222H14ZM178 223V222H177ZM190 223H192V226H191V224ZM201 223H199L200 225H202ZM180 224H182V223H180ZM184 224V223H183ZM182 224V225H183ZM209 224V225H208ZM217 224V223H216ZM215 224V225H216ZM17 225V224H16ZM175 225V224H174ZM178 225V224H177ZM186 224H185V226H187ZM50 226V225H49ZM93 226V225H92ZM69 227H70V229H69V232L70 231H73V230H76L77 229V224L76 223H74V224H69ZM95 227V226H94ZM97 227V226H96ZM183 227V226H182ZM206 227V228H205ZM264 227V226H263ZM174 228V229H173ZM34 228H30V229H28V232H30V231H32ZM91 229V228H90ZM181 229H183L182 231H181V233L183 232V234L185 235L186 234V230H185V233H184V227L183 228H181ZM193 229H192V231H193ZM217 227H216V231H217ZM26 230V229H25ZM175 230H177V229H175ZM219 230V229H218ZM34 231H36L35 229L33 230V232ZM81 231V230H80ZM83 231H85V230H83ZM147 231V230H146ZM191 231V230H190ZM191 231V232H192ZM194 231L192 232V237L190 238V240L192 239H194L193 238V234H194V237H195V239H197V241L198 240H200V239H198L200 236H202V235H200L199 236V234L197 235V236H195L196 234L194 233ZM211 231V232H210ZM25 232V231H24ZM65 232V231H64ZM90 232H93V230L92 231H89L87 234H89ZM177 232V231H176ZM187 232H189V231H187ZM215 232V231H214ZM23 233V232H22ZM26 233V232H25ZM70 233H72V232H70ZM85 233V232H84ZM217 233V232H216ZM1 234L2 235H4V234H7V231L3 228V229H1ZM27 234V233H26ZM36 234V233H35ZM112 234V233H111ZM110 234V238L112 239L113 238V236ZM146 234V233H145ZM148 234H150L149 232H148ZM147 234V235H148ZM177 234H180V233H178L177 232ZM188 234V233H187ZM207 234V233H206ZM20 235V234H19ZM43 235V234H42ZM85 235H86V233H85ZM84 235V236H85ZM175 235V234H174ZM189 236L191 235V233L190 234H188ZM179 236H183V235H179ZM204 236V235H203ZM211 236V235H210ZM210 236H208L209 237V240H211L210 238L213 236V234H212V236L210 237ZM215 236H217V234L215 235ZM3 237V236H2ZM175 237V236H174ZM186 237V236H185ZM196 237H198V238H196ZM208 237L205 239L206 240V242H207V240H208ZM218 237V236H217ZM12 239V241H11V243L9 244L10 245V247H12L11 249H13V250H19L21 247H22V245L24 244L23 243V240H21V239H19L18 237H16V238H14V237H12V236H10V237H7L6 236V238L5 239H7V240H9V239ZM43 238V237H42ZM151 238V237H150ZM214 238V237H213ZM212 238V239H213ZM169 239V240H168ZM182 239V238H181ZM185 239V238H184ZM184 239H182V240H184ZM186 239H187V237H186ZM194 239V241H195V243H196V240ZM2 240V239H1ZM141 240V239H140ZM181 240V242H182V246L181 247H183L184 248V246H183V243L185 242H183ZM191 240V241H192ZM34 241V240H33ZM52 241V240H51ZM50 241V245H51V242ZM173 241V240H172ZM176 241H177V238H176ZM188 241V240H187ZM186 241V242H187ZM190 241V242H191ZM203 241V240H202ZM211 241H214V240H211ZM3 242H5L4 240H3ZM53 244H52V247L54 248L53 249V252L54 251H56L58 248H59V242L58 241H56V240H53ZM110 242H111V240H110ZM161 242V243H160ZM178 242V241H177ZM180 242V243H181ZM185 242V243H186ZM204 242L206 245H207V243L209 242ZM7 243V242H6ZM30 243V242H29ZM117 243V242H116ZM116 243H114L115 245L114 246H116ZM172 244L173 243H175V242H171ZM179 243V242H178ZM192 243V242H191ZM210 243V242H209ZM214 243V242H213ZM108 244V243H107ZM162 244H164V245H162ZM166 244V245H167ZM187 244H190L189 243V241H188V243ZM193 244V243H192ZM198 244V243H197ZM9 245H6V246H8L9 247ZM112 245V244H111ZM123 245V244H122ZM122 245L120 244V243H117V246H116V248L118 249V251L120 252V254L122 255V257L124 258V259H122L121 258V260H123L124 261V263L123 264H133V258H132V256L130 255V254H128L123 248H122ZM148 245V244H147ZM162 245V247H164L163 248V251H162V253H160V251H158L157 249L155 250L156 252L158 251V253H159V257H158V255H157V253L154 251L153 252V250H152V248L151 247H153V248H158V249H160L161 246ZM173 245H175V244H173ZM194 245V244H193ZM199 245V244H198ZM206 245H204L205 247H206ZM209 245V244H208ZM207 245V246H208ZM63 246H65V247H70V245H67V244H65V245H63ZM113 246V247H114ZM204 246H202V247H204ZM211 246V245H210ZM5 247V246H4ZM167 247V248H166ZM188 247V246H187ZM189 247H190V245H189ZM209 247V246H208ZM6 248V247H5ZM23 248V247H22ZM145 248V247H144ZM166 248V249H165ZM168 248H169V250H168ZM174 250H173V249ZM183 248H182V250H183ZM192 248H194V247H190V249H192ZM199 248L200 249H202L201 248V246L199 247L198 246V250H199ZM7 249V248H6ZM10 249V248H9ZM9 249H8V251H9ZM62 249V251H64V249L63 248H61ZM172 252H171V251ZM193 250V249H192ZM192 250H189L190 252L192 251ZM195 250V249H194ZM193 250V251H194ZM204 250H206L205 248L203 249V251ZM210 250V249H209ZM60 251V250H59ZM111 251V250H110ZM184 251H185V248H184ZM188 250H187V252H189ZM202 251V252H203ZM118 252V253H119ZM178 252H181V249L179 248V251ZM9 253V252H8ZM112 253V252H111ZM139 253H141V252H139ZM146 253V252H145ZM63 255H64V253H62ZM66 254V253H65ZM181 254V253H180ZM59 255V254H58ZM61 255V254H60ZM62 255V257H65V256H63ZM188 255V256H187ZM75 256V255H74ZM193 256H194V258H193ZM207 256V255H206ZM12 257V256H11ZM61 257V256H60ZM62 257H61V259H62ZM91 257V256H90ZM146 257V256H145ZM208 257V256H207ZM89 259V258H88ZM206 259V258H205ZM216 258H214L213 260H215ZM13 260V259H12ZM86 260V259H85ZM206 260H208V261H210V259H206ZM212 260V261H213ZM89 261V260H88ZM211 261V262H212ZM216 261V260H215ZM214 261V262H215ZM70 262H72V260L70 261ZM108 262V261H107ZM135 262V261H134ZM211 262H209V263H211ZM87 263V262H86ZM85 263V264H86ZM109 264V263H108ZM140 264H142V263H140ZM150 264V263H149Z\"/></svg>",
	"mask_w": 264,
	"mask_h": 264
}]
</instances>
